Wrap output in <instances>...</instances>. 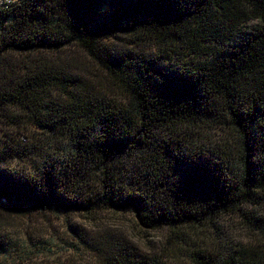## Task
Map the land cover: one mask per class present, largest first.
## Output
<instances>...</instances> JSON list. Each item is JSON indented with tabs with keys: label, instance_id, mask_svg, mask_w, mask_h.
Returning a JSON list of instances; mask_svg holds the SVG:
<instances>
[{
	"label": "trees",
	"instance_id": "1",
	"mask_svg": "<svg viewBox=\"0 0 264 264\" xmlns=\"http://www.w3.org/2000/svg\"><path fill=\"white\" fill-rule=\"evenodd\" d=\"M69 45L119 100L36 54ZM0 124L25 143L0 139V210L128 212L191 264H264V0H2ZM230 214L255 237L221 239ZM87 246L98 264H165L123 242Z\"/></svg>",
	"mask_w": 264,
	"mask_h": 264
},
{
	"label": "rangeland",
	"instance_id": "2",
	"mask_svg": "<svg viewBox=\"0 0 264 264\" xmlns=\"http://www.w3.org/2000/svg\"><path fill=\"white\" fill-rule=\"evenodd\" d=\"M248 24L253 25L254 22ZM103 42L116 46L115 42L107 38L103 39ZM147 50L154 51V47L149 46ZM36 54L70 70L110 97L118 100L121 97L119 89L112 84L107 74L79 47L69 45L53 52L41 51ZM185 59L188 60L189 57ZM13 69L16 70V67ZM22 70L23 67L17 68L19 73ZM50 96L61 100V96L55 91H52ZM16 129L18 130L0 124V139L10 137L14 142L20 139V144H25L21 141L22 136L19 135L22 130ZM25 129L29 130V128ZM202 133L211 143H216L220 137L215 130H206ZM26 135L23 136L27 138ZM26 163L28 161L24 159H14L7 165L12 169L25 171ZM260 210L264 213V203L260 205ZM260 216L264 218V214L260 213ZM134 222L128 212L109 210L98 211L91 215L79 212L57 213L48 210L17 212L0 210V241L7 243L0 248V264H98V257L88 249L93 246L87 244L94 245L104 241H114L117 244L123 242L147 255L156 253L163 258L165 264H191L187 257L188 248L168 246L165 240L166 228L139 229ZM218 226L220 238L229 243L245 244L255 237V234L253 236L235 215L223 216ZM211 238L208 240L204 238L203 241L197 239L196 243L207 247L213 246V243L219 244L214 235ZM260 245H263L262 241Z\"/></svg>",
	"mask_w": 264,
	"mask_h": 264
}]
</instances>
